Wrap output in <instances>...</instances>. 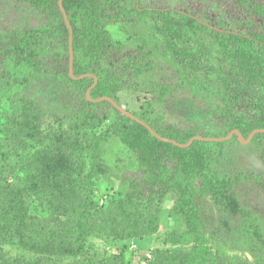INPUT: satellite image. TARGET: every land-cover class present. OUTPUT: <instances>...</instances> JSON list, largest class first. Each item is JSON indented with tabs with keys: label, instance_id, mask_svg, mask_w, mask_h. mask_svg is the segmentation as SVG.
Listing matches in <instances>:
<instances>
[{
	"label": "rangeland",
	"instance_id": "1",
	"mask_svg": "<svg viewBox=\"0 0 264 264\" xmlns=\"http://www.w3.org/2000/svg\"><path fill=\"white\" fill-rule=\"evenodd\" d=\"M237 5L235 0L122 4V19L104 28L115 46L124 49L121 57L146 56L158 69L126 75L137 90L118 93V103L135 116L147 114L159 126L205 138L229 136L226 118L206 108L194 87L181 86L183 80L201 77L202 70L179 65L174 48L191 49L197 60L219 66V47L211 33L198 25L180 33L182 16H193L215 31L264 33V19ZM68 40L67 27L50 29L32 6L0 0V264H173L178 246L172 236L188 228L193 241L185 249L200 253L198 264H264V133L246 144L237 135L207 142L211 170L218 176H253L235 190L237 214L193 193L189 205L180 208L184 187L176 162H167L158 178L162 182L152 179L136 150L115 135L114 124L120 121L116 109L108 102L95 103L102 104L99 108L85 105L86 86L70 84ZM90 43L85 34L79 35L77 70L107 75V63L98 60ZM155 83L176 89L152 94ZM94 114L106 118L105 123L87 129L84 121ZM87 204L93 206L94 217L81 225L80 232L86 233L82 244L64 231ZM152 216L159 217L154 233L136 236L137 229L148 228L140 221ZM252 224L261 231L262 241ZM53 231L57 246L68 240L70 247L84 246L83 254L48 256L43 251L46 237L40 235Z\"/></svg>",
	"mask_w": 264,
	"mask_h": 264
},
{
	"label": "trees",
	"instance_id": "2",
	"mask_svg": "<svg viewBox=\"0 0 264 264\" xmlns=\"http://www.w3.org/2000/svg\"><path fill=\"white\" fill-rule=\"evenodd\" d=\"M17 4L26 3L35 8L46 19L47 27L50 29L62 25L66 28L63 16L60 12L59 0H14ZM129 0H65L66 9L70 22L74 29V51L80 34H85L89 38L90 48L98 57V60L106 64L105 74L93 72L98 77V84L92 91L91 97L99 99L109 97L118 102V93L124 90L136 91L134 84H128L127 76H137L144 72L157 71L156 64L148 60L146 56L121 57L124 50L115 46L110 34L104 28L108 22H119L122 19V4ZM237 6L249 11L250 14L264 19V1L263 0H235ZM119 12V13H118ZM185 20L184 27L180 33L191 32L197 25L206 29L218 44L219 66L210 62V60H197V53L191 49L175 47L174 57L178 58L179 65L190 68V71L202 70L201 77L194 80H183L181 86H191L198 90L196 97H202L206 108L214 111L217 115L226 118L228 132L239 130L244 138L248 139L256 129H264V33H255L254 35H244L241 33L215 31L193 16L183 15ZM80 23V26H78ZM83 32V33H82ZM27 40V39H26ZM28 43L30 41L28 40ZM24 54V50H21ZM76 60V59H75ZM112 69L115 71L112 75ZM90 72H81L75 66V75L82 76ZM72 86H86L85 92L94 84V79L87 78L81 81H74L69 78ZM176 89L175 85L169 86L162 83L152 85L150 92L152 94L164 95L167 92ZM85 105L99 108L102 104H95L85 101ZM120 117V121L114 126L118 127L116 136L126 145L136 150L137 159L143 167L145 173L152 179L162 182L161 175L166 172V164L169 160L176 162V170L181 178V184L184 187L178 204L180 208L187 207L192 199V193L197 197L213 199L218 205L223 206L231 214H237L240 211L235 190L243 182L253 179L249 174H236L234 177H220L211 170V161L213 157L210 149L211 144L207 142L196 141L189 148H179L172 144L162 142L151 135V133L137 122L124 117V115L115 110ZM138 117V116H137ZM141 120L147 122L162 137L175 140L182 144H187L196 136L193 132H182L173 127L159 126L147 114H140ZM106 118L100 119L94 114L85 119L87 129L98 128L105 123ZM83 122V124H84ZM85 128V129H86ZM84 127L80 129V135ZM261 135H258L255 140ZM80 139V137H79ZM3 143V141L1 140ZM219 146V145H218ZM83 162V161H82ZM31 163V162H30ZM83 174V172H81ZM31 178H33L31 176ZM256 180H259L256 178ZM201 181L200 186L197 183ZM82 185H85L83 182ZM19 192V191H18ZM128 198H132L128 195ZM188 204V205H187ZM93 206L87 204L84 209L76 213L73 220L70 221L67 231L64 235L74 237L78 243H84L86 233H81V225L90 222L91 216L94 217ZM97 215V212H95ZM105 214V213H103ZM158 215V214H157ZM99 216V214L97 215ZM107 216V214H105ZM109 216V215H108ZM159 217L140 221L144 230H136V236H151L154 233V225H157ZM115 221V219H114ZM130 225V224H128ZM252 224L254 235L260 241L263 235L257 226ZM131 226V225H130ZM134 226V225H133ZM0 224V230H1ZM156 229V228H155ZM196 229V224L192 226ZM21 227L19 228V232ZM43 234L47 240L43 250L48 256H54L63 253L72 258L83 254L84 246L70 247L69 241H62L59 246L56 245L55 235ZM67 232V233H66ZM68 234V235H67ZM190 228L185 231L177 229V235L172 236L171 242L178 246L175 255L172 256L173 264H198L200 253L195 250L185 249L193 238H190ZM52 236V239L50 238ZM22 243H26L19 234ZM50 240V241H49ZM30 246V245H29ZM38 247V246H37ZM43 249V247H41ZM171 258V259H172ZM36 264V263H35ZM39 264V263H38ZM93 264L98 262L93 260Z\"/></svg>",
	"mask_w": 264,
	"mask_h": 264
},
{
	"label": "water",
	"instance_id": "3",
	"mask_svg": "<svg viewBox=\"0 0 264 264\" xmlns=\"http://www.w3.org/2000/svg\"><path fill=\"white\" fill-rule=\"evenodd\" d=\"M64 1L65 0H59L58 1V6H59L60 12H61V14L63 16V20L65 22V25H66V27L68 29V32H69V40H68V47H69V76L74 81H81V80H84V79H87V78L94 79V81H95L94 84L87 91V99H88L89 102H92V103L108 102L117 111H119L121 114H123L127 118L137 122L138 124H140L144 128H146L151 133V135L154 136L155 138H157L158 140H160L162 142H165V143H168V144H172V145H174L176 147L183 148V149L191 147L196 141L217 142L218 143V142H224V141L230 140L235 135L239 136V140H240L241 143L246 144V143L251 142L253 140V138L257 134L264 133V129H256L254 132H252L250 137L248 139H246V138H244L243 134L239 130H234L233 132H231V134L229 136H227L225 138H205V137H201V136H195L187 144H182V143H179V142H177L175 140H171V139H167V138L162 137L147 122L141 120L140 118H138L137 116H135L131 112L127 111L124 107H122L114 99L109 98V97H102V98H99V99H93L91 97V93L96 88V86L98 84V77L93 75V74H85V75H82V76H79V77L75 75L74 29H73V26H72V24L70 22L69 15H68L66 9L64 8Z\"/></svg>",
	"mask_w": 264,
	"mask_h": 264
}]
</instances>
